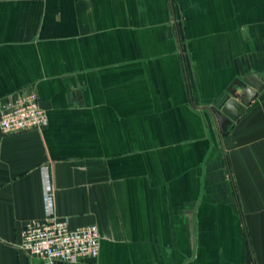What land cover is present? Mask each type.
I'll use <instances>...</instances> for the list:
<instances>
[{
	"label": "crops",
	"instance_id": "1",
	"mask_svg": "<svg viewBox=\"0 0 264 264\" xmlns=\"http://www.w3.org/2000/svg\"><path fill=\"white\" fill-rule=\"evenodd\" d=\"M253 73L264 0H0V104L32 89L48 117L0 131V264H50L19 248L42 165L56 215L100 230L76 264H264V88L213 112Z\"/></svg>",
	"mask_w": 264,
	"mask_h": 264
},
{
	"label": "built area",
	"instance_id": "2",
	"mask_svg": "<svg viewBox=\"0 0 264 264\" xmlns=\"http://www.w3.org/2000/svg\"><path fill=\"white\" fill-rule=\"evenodd\" d=\"M48 117L40 106L35 90L16 93L0 104V131L13 134L41 130ZM40 168L43 218L26 221L20 229L19 248L28 256L53 264L81 263L95 259L100 247V230L96 224L71 228L66 218L55 213V192L49 167Z\"/></svg>",
	"mask_w": 264,
	"mask_h": 264
},
{
	"label": "water",
	"instance_id": "3",
	"mask_svg": "<svg viewBox=\"0 0 264 264\" xmlns=\"http://www.w3.org/2000/svg\"><path fill=\"white\" fill-rule=\"evenodd\" d=\"M257 73L247 74L242 77L237 88H231L218 110H214L215 121L223 132L227 120L236 121L246 110L247 106L256 98L264 88L263 82ZM41 108H45V102H40Z\"/></svg>",
	"mask_w": 264,
	"mask_h": 264
}]
</instances>
